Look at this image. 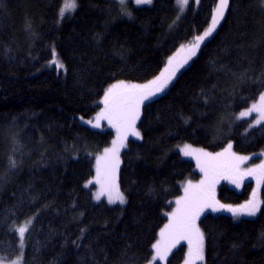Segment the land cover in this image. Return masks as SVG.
<instances>
[{"label":"trees","instance_id":"obj_1","mask_svg":"<svg viewBox=\"0 0 264 264\" xmlns=\"http://www.w3.org/2000/svg\"><path fill=\"white\" fill-rule=\"evenodd\" d=\"M217 3L190 0L177 19L175 0H78L60 18L62 0H0V258L23 251V264H144L182 182L200 178L178 145L217 152L232 142L254 155L250 168L260 164L264 122L235 115L264 92V0H230L190 63L142 105L141 139L129 138L120 152L126 202L96 201L99 185L85 187L115 133L80 117L94 116L111 84L154 79L209 27ZM255 182L219 180L215 198L237 207L252 199ZM260 200L255 216L204 210L197 224L205 264H264V183ZM30 217L21 246L14 228ZM187 253L182 240L155 264H184Z\"/></svg>","mask_w":264,"mask_h":264},{"label":"snow or ice","instance_id":"obj_2","mask_svg":"<svg viewBox=\"0 0 264 264\" xmlns=\"http://www.w3.org/2000/svg\"><path fill=\"white\" fill-rule=\"evenodd\" d=\"M120 4L126 5L127 0H119ZM153 0H134L139 5H151ZM178 10L182 13L189 4V0H175ZM229 6V0H218L216 8L211 18L209 27L188 45H182L181 51L185 55L177 60L176 57H170L167 66L153 80L145 84L127 83L117 81L110 85L104 92L103 99L100 103L103 108L95 116V122L87 121L94 128L101 127V121L106 120L109 125L116 130V139L112 141L111 148H105L102 156L96 157V176L89 180L85 187L90 184L99 185V190L94 194V198L100 201L106 196L109 204L126 202L124 194L120 191L117 182V173L120 165V150L126 147L125 141L129 136L140 138L141 134L136 128L137 120L140 117L141 106L145 101L162 93L171 83L180 68L184 67L188 61L196 55L197 50L204 41L212 36L220 21L224 18L225 11ZM79 7L78 0H62V6L59 9V17L64 18L67 13L75 12ZM126 15H131L127 9H123ZM179 19V16H177ZM52 61L58 68H63V64L55 58ZM258 113L256 124L264 122V92L259 96V100L244 112L240 113L241 117ZM232 145L228 144L227 148L220 153H209L202 149H193L191 145H184L181 149L185 156H195L197 165L204 178L198 183L193 184L188 181L184 187V195L176 201V207L168 213L169 222L160 231V239L157 240L152 248L154 254L149 264H155L157 260H166L169 252L176 247L180 241H187L188 253L184 264H197L204 260V234L200 230L197 220L205 209L212 211H228L234 217L241 215L255 216L260 211L261 201L257 199L256 192H253L252 199L237 207L232 205L221 204L215 198V186L220 179H228L237 187L245 176H253L257 180V185L264 183V162L254 168L241 170V164L249 157L237 156L231 151ZM12 167L16 166L14 160H10ZM33 217L28 218L23 224L15 226L14 230L18 233L21 246L25 233L28 232L32 225ZM0 264H3V258H0ZM11 264H22V255Z\"/></svg>","mask_w":264,"mask_h":264},{"label":"rangeland","instance_id":"obj_3","mask_svg":"<svg viewBox=\"0 0 264 264\" xmlns=\"http://www.w3.org/2000/svg\"><path fill=\"white\" fill-rule=\"evenodd\" d=\"M115 1H117L119 4H120V2H119V0H115ZM129 1L130 2H133V4H134V6H137L135 3H134V0H127V3L129 4ZM230 1V0H229ZM189 2H190V0H189ZM126 3V5H128ZM121 5V4H120ZM126 5H123V6H126ZM140 6V5H139ZM127 9V8H126ZM228 9V8H227ZM128 10V9H127ZM187 10V7L185 8V10L182 12V13H180L179 12V10H178V16H182L184 13H185V11ZM129 11V10H128ZM127 11V12H128ZM227 11V10H226ZM226 11H225V13H226ZM73 12H71V13H67L65 16H67V15H69V14H72ZM225 15V14H224ZM185 45H188V43H186ZM201 46V45H200ZM199 50V49H198ZM198 50H197V52H198ZM197 54V53H196ZM185 55V53L184 52H182L181 50L180 51H178V53L174 56V57H176V59L177 60H180L183 56ZM190 61H191V59L188 61V63L187 64H185L184 65V67H186L189 63H190ZM184 67H182V68H180V70L176 73V76L173 78V80L171 81V83L175 80V78L177 77V75L179 74V72L184 68ZM159 75V74H158ZM157 75V76H158ZM153 80V79H152ZM122 81H125V82H127V83H135V84H145V83H138V82H133V81H126V80H122ZM116 83V82H115ZM171 83L168 85V87L164 90V91H166L168 88H169V86L171 85ZM114 84V83H113ZM112 85V84H111ZM107 90V89H106ZM163 91V92H164ZM162 92V93H163ZM159 94H161V93H159ZM159 94H157V95H159ZM156 95V96H157ZM155 97V96H154ZM154 97H152V98H154ZM102 99H103V97H102ZM101 99V100H102ZM100 100V101H101ZM256 102H258V100L256 101ZM255 102V103H256ZM103 108V104L102 103H100V107H99V109L97 110V112L94 114V116L93 117H90V118H85V117H80V120L84 123V124H86V125H88V126H90V127H92V125L91 124H89V123H87V121H89V120H92L93 122H95V116H96V114L98 113V112H100V110ZM141 108H142V106H141ZM250 108V107H249ZM249 108H246V109H244V110H242V111H240L239 113H237L236 115H235V118L236 119H242V118H247V117H249V116H251L252 114H256L255 115V118H254V120L252 121V126H257V125H259V124H256L255 123V121L257 120V118H258V113H256V112H253V113H251L250 115H248V116H245V117H241L240 116V113L241 112H244V111H246L247 109H249ZM140 115H141V110H140ZM140 118V117H139ZM139 120V119H138ZM138 120H137V123H138ZM137 123H136V128H137V130L140 132V130H139V128H138V126H137ZM262 123V122H261ZM260 123V124H261ZM94 128V127H93ZM106 128H111L113 131H114V138H113V140H115L116 139V130H115V128H113V127H111L110 125H109V123L106 121V120H104V121H101V127H99V128H96V129H106ZM140 134H141V132H140ZM141 136H142V134H141ZM141 136H140V138H136V137H134V136H129L128 137V139L129 138H134V139H141ZM127 139V140H128ZM112 140V141H113ZM112 141H111V144L107 147V148H111L112 147ZM125 143H126V145H127V141H125ZM229 144H231L232 145V149H231V151L233 152V153H235L237 156H244V157H249V159H247V160H245L242 164H241V170L243 171V170H246V169H248V168H250L251 167V162H252V159H253V156L254 155H244V154H241V153H238V152H236L235 151V149H234V146H233V143L232 142H230ZM184 145H186V144H182L181 146H180V148H179V150H180V152L183 154V152L181 151V149L184 147ZM187 145H191V147L193 148V149H202L203 151H205V152H209V153H213V154H215V153H220V152H223L224 151V149L225 148H227V146H228V144H227V146L224 148V149H222V150H220V151H217V152H212V151H209V150H207V149H204V148H202V147H199V146H195V145H192V144H187ZM123 149V148H122ZM121 149V150H122ZM121 150H120V152H121ZM104 154V150H103V152L101 153V156ZM184 155V154H183ZM186 157H188V158H191V159H195V161L197 162V160H196V158H195V156L193 155V156H186ZM262 162H264V154H261L260 155V164L262 163ZM198 169H199V172H200V178H198V179H195V180H188V181H191L193 184H198L203 178H204V173L203 172H201V170H200V168L198 167ZM95 177V176H94ZM94 177L92 178V180L94 179ZM249 179H251V180H254V181H256L255 182V184H254V188H255V191L254 192H256V194H257V199L259 200V195H260V189H261V187H262V185H263V183H261L259 186L257 185V180H256V178L255 177H253V176H245V178L242 180V182H245V181H248ZM220 180H228V179H220ZM188 181H186V183L184 184V187H185V185L187 184V182ZM228 181H230V180H228ZM117 182H118V173H117ZM224 183H227L228 185H230L231 187H233V185L232 184H230L229 182H227V181H225ZM183 187V188H184ZM220 186L218 185V186H216L215 187V191H216V193H217V191H218V188H219ZM96 190H99V186H97L96 188H95ZM97 191H93V196H94V194L96 193ZM184 195V192H183V194L181 195V196H183ZM180 196V197H181ZM179 198V197H178ZM177 198V199H178ZM95 199V198H94ZM104 199H107V197L106 196H104V197H102L101 198V200H104ZM176 199V200H177ZM96 200V199H95ZM100 200V201H101ZM175 200V201H176ZM97 201V200H96ZM261 201V200H260ZM261 206V205H260ZM175 207H176V204L174 203L173 204V207H172V209H171V211H170V213L175 209ZM258 213V212H257ZM168 222H169V217H168V220H167V222L165 223V225L166 224H168ZM164 225V226H165ZM164 228V227H163ZM162 228V229H163ZM160 239V233H159V237H158V239L157 240H159ZM156 240V241H157ZM153 254H154V250H153ZM152 254V255H153ZM21 255H22V264H23V251L22 252H20V254H17L16 256H14L13 258H11V259H9V260H3V264H11V262L12 261H14V260H16L18 257H21ZM168 257V256H167ZM150 260H151V258H150ZM149 260V261H150ZM166 260H167V258H166ZM166 260H163V261H160V260H157L155 263H157V262H165ZM149 261L148 262H146V263H144V264H149ZM199 262H202L201 264H205V262H204V260L203 261H199Z\"/></svg>","mask_w":264,"mask_h":264},{"label":"bare ground","instance_id":"obj_4","mask_svg":"<svg viewBox=\"0 0 264 264\" xmlns=\"http://www.w3.org/2000/svg\"><path fill=\"white\" fill-rule=\"evenodd\" d=\"M181 145L182 144L178 145V147H180ZM188 180H195V179H187L186 181H188ZM186 181L182 182L183 187H184V184L186 183Z\"/></svg>","mask_w":264,"mask_h":264}]
</instances>
